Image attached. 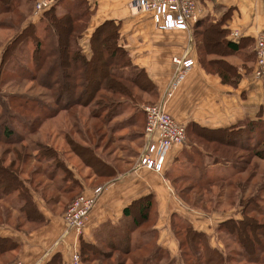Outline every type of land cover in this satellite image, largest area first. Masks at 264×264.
I'll list each match as a JSON object with an SVG mask.
<instances>
[{
	"label": "trees",
	"instance_id": "obj_1",
	"mask_svg": "<svg viewBox=\"0 0 264 264\" xmlns=\"http://www.w3.org/2000/svg\"><path fill=\"white\" fill-rule=\"evenodd\" d=\"M35 1L0 0V29L12 31L11 33L14 31L9 41L4 44L0 67L5 64V57L7 58V55L21 45L20 41L31 40L33 48L30 62H26L28 63L26 65L14 64L8 69L14 68L13 71L17 73L13 74L14 77H20L22 81H31L44 91L36 96L22 93L9 98L12 106L31 112L34 118L30 124L0 126V138L4 139L2 142L19 145L18 148L10 151L15 156L7 164L3 158H0V202L4 205L15 204V209L22 215L21 220L32 222L34 227H38L46 222V218L39 211L34 194H39L50 205L58 200L57 193L62 192L68 196L63 207L65 211L71 200L83 189L80 182L72 178L67 167H63V170L68 174L67 179L72 181L68 190H65L62 184L53 187L55 189H51L50 184L42 186L41 182L33 185L28 179L27 181L34 188L26 184L21 176L24 166L29 161L28 146L21 144L24 134L35 133L41 126V124L34 126L40 118L53 117L61 110L74 111L73 107L89 106L94 102L97 112L95 117L104 113L105 120L119 113L117 107L120 108L122 103L120 98L137 102L142 98L139 93L147 92L153 97L156 92L144 69L131 62L128 51L119 43L120 22L104 20L92 31L89 38L91 54L87 58L81 52L80 39L93 12L88 1L56 0L39 17L38 22L44 24L43 37L39 36L34 22L29 20L24 22L32 15ZM224 22L225 17L215 21L199 19L192 26L191 32L198 61L202 67L207 72L216 73L223 84L236 86L241 75L238 68L232 65L226 56L237 53L240 43L226 38L228 29L223 27ZM1 43L0 40V45ZM248 58L247 61L253 58L255 60V53H249ZM8 64H12V61L10 60ZM2 73L1 68L0 83H3ZM35 85L29 88V91H33ZM49 99L52 100L53 105L47 101ZM190 125L192 127L185 125L186 135L191 132L202 137L207 143H215L212 152L226 153L227 156L221 160L225 162L227 168L218 179H205L200 182L201 180L197 181L196 178L191 177L199 189L190 194L195 190V186H184L180 188V198L185 199L190 194L192 205L204 208L199 197L202 191L209 194L210 187L216 183L214 200L212 197L214 208L221 202L222 197H225V201L230 202L231 205L237 204L242 208L241 218L231 217L216 224L217 237L225 235L227 238H234L244 251L250 253L249 257L253 258L247 256L250 260L255 262L264 260V242L260 241V236L264 235L262 231L264 225L258 220V216L263 217L264 212L263 208L258 206L261 199L258 189L253 191L255 187L259 190L264 189V167L258 164V161L264 162V118L258 114L255 119L247 118L236 124L215 129L202 127L196 123ZM68 142L78 156L87 154L86 165L94 167L98 176L106 179L114 176L113 167L97 156L94 148L82 146L71 139H68ZM43 151L45 156L40 159L54 162L55 166L49 173L52 174L55 167L59 169L63 162L53 147L45 146ZM4 153L8 154L9 150H5ZM231 169L232 172L229 171ZM34 172L35 170L32 174ZM246 172L248 175L242 178ZM186 175L188 174H180V181L187 179ZM53 178V176L49 177L50 180ZM75 188H79L80 192L71 193ZM13 193H16L14 195L16 200L12 198V202L6 201ZM11 209L12 207L1 209L5 214V223L11 219ZM154 213L152 194L134 199L123 209L121 223L111 229L110 226L107 227L109 234L103 235L93 243L86 242L81 235L79 236L78 252L81 261L85 264H101L115 256V264H180L176 259L180 260L181 257H186L184 259L186 264L224 263L221 251L210 245L209 235L195 229L190 222L182 219H180V227L174 231L178 240V257H171L169 252L156 242L157 231L152 222ZM22 225L23 222L17 223L14 229L21 230ZM33 226L30 229H33ZM17 247L18 243L11 238L0 237V253L9 252ZM189 250L196 252L190 255ZM46 264H63L61 255L53 254Z\"/></svg>",
	"mask_w": 264,
	"mask_h": 264
},
{
	"label": "crops",
	"instance_id": "obj_2",
	"mask_svg": "<svg viewBox=\"0 0 264 264\" xmlns=\"http://www.w3.org/2000/svg\"><path fill=\"white\" fill-rule=\"evenodd\" d=\"M87 1L93 12L80 39L82 51H90L91 33L104 20L120 22L119 43L128 51L131 62L143 68L154 85L156 94L153 97L149 94V97L153 98V103H163L165 110L178 122L187 127L196 123L215 129L247 118L255 119L258 114L264 118V77L253 75L254 58L247 61L249 53L254 52L256 37L264 34V0H199L204 8L200 19L215 21L225 17L223 27L228 29L226 38L240 43L237 53L226 56L240 72L241 78L236 86L223 84L216 73L207 72L202 67L191 29L159 30L151 14L130 10L128 0ZM28 18L34 23L39 19L38 15ZM185 52L194 59V64L174 87L169 88L174 71L171 59ZM248 67L251 69L248 70ZM184 147V144H176L170 148L161 172L139 165L138 156H129L114 165L107 162L113 167L114 176L92 186L80 183L84 192L96 186L102 187L81 238L93 243L109 234L106 233L109 230L107 227L111 229L121 223L123 209L134 199L147 194H152L154 198L152 222L157 231L156 242L171 257L178 256L179 252L174 231L180 227V219L209 235V228L203 229L204 218L197 227L198 224L193 221L197 220V213L189 211L194 209L180 198V161ZM99 178L95 175L94 179ZM34 199L46 222L26 231L1 225L0 237L11 238L18 243V247L0 253V264H46L55 253H59L63 264H67L72 254L79 250L80 235L65 233L64 209L60 200L51 203L52 210L42 197L36 195ZM205 217L209 223L210 219L212 221L211 216Z\"/></svg>",
	"mask_w": 264,
	"mask_h": 264
},
{
	"label": "rangeland",
	"instance_id": "obj_3",
	"mask_svg": "<svg viewBox=\"0 0 264 264\" xmlns=\"http://www.w3.org/2000/svg\"><path fill=\"white\" fill-rule=\"evenodd\" d=\"M32 15L35 16V18L37 17L34 13H32ZM40 16L41 14H38V18ZM28 17L24 22L29 20ZM38 20L36 21L37 23H35L37 26V32L40 37H43L44 31L42 30L44 24H41ZM11 32L12 31L0 29V40L2 42L0 45V64L4 44L9 41L14 34V31L13 33ZM20 42L21 45L17 46L11 54L7 55V58L5 57V64L0 67L3 71L1 75L3 83H0V126H17V124L21 123L30 124V121L34 118L31 112L23 111L16 106H12L9 98H14V96H19V94L22 93L36 96L39 92H44L41 87L36 86L33 82L28 80L22 81L20 77H14L13 74H17L13 71L14 68L8 69V67L13 66L14 64L26 65L28 64L26 62H30L33 44L29 39L24 40V42ZM81 52L86 55L87 58L90 57L91 52L89 50L86 51L85 49V51ZM10 60L12 61V64H8ZM33 85H35V89L33 91H29V88H32ZM136 92L139 93V91ZM139 94H141L142 98L141 100L138 99L137 102L131 99L120 98L122 103L120 108L119 106L117 107L119 113L113 117L109 116L105 120L104 113L99 114L97 118L95 117L97 112H95L94 102H92L89 106L73 107L74 111L61 110L53 117L40 118V120L36 123L37 125H34L39 126L41 124L38 130L33 134L30 132L27 134L25 133L24 139L21 143L28 146L27 153L29 154L28 164L24 166V172L21 174L22 178L26 181V184L28 183L29 186L34 188L33 185L41 182L42 186L50 184L52 186L51 189H55L53 187H59L60 184H62V186L66 188L65 190H68L67 188L72 185V181L67 179L68 174L65 173L63 167H67L70 170L72 178L74 177L81 184L85 183L88 186H92L94 183H100L106 179L104 177L99 178L98 180L94 179L95 175L97 176L95 168H86L85 158L87 154L84 155L83 153L82 157L78 156L72 150V145L68 142V139H71L75 143H79L82 146H90L91 148H94L97 156L106 162L112 163L113 165L116 161L125 160L129 156H138V153L144 144L141 135V130L145 125L143 106L147 103H153V98L149 97L150 93ZM47 101L53 105L52 100L49 99ZM3 140V138H0V158H3V161L7 164L15 156V154L10 151L15 150V148H18L19 145L6 144L2 142ZM183 144L185 147L182 148L183 158H181L182 160L180 161V174L187 173L188 175L185 176L187 179L180 181V188H183L184 186H195V190L190 192V194H193L199 189V187L196 185L195 180H192L191 177H193V179L196 178L197 181L201 180L200 182L205 179H218L225 172V168H227L224 165L225 162L221 160L227 155L224 152H221L222 154L220 152L214 154L212 149L215 148V143H207L202 137L192 134L191 132L187 133ZM45 146L53 147L57 152V156L63 162V165L59 167V169L55 167L52 174L49 173L55 166L54 162L40 159L45 156V151H43ZM5 150H9V153H4ZM258 164L260 167H264L263 161H258ZM33 170H35V172L32 174ZM229 171L232 172L233 169ZM247 175L248 172L242 175V178H245ZM51 176L54 177L52 180L49 179ZM27 179L29 182L31 181L33 185H30ZM215 186L216 183H213L210 187L211 192L209 194L202 191L199 198H201L203 204H201V206H204V208L192 205V196H190V194L186 196L187 200L186 198H182V201H184L188 207L194 209L189 211H195L197 213V220L193 219L195 222L194 224H198V227L202 224L201 220L204 218L205 222L203 223V229H206V227L209 228V243L221 251L224 258L223 264H264L263 259L258 262L250 260L253 259L249 257L250 253L244 251L241 245L234 238H227L225 235H222L220 238L217 237L215 225L218 222L231 217L235 219L241 218L242 208L237 204L231 205L230 202H226L225 197H222L221 202L216 208H214L212 197L214 200L216 194ZM257 189L261 197V199H259L260 202L258 203V206L262 207L264 212V189L259 190V188L255 187L253 191H257ZM250 191L252 192V190ZM78 192H80L79 188H75L71 193L76 194ZM15 194L16 193L10 195L8 198L9 200L6 199V201L12 202V198L15 201ZM36 195L40 196L39 194H34V196ZM57 197L61 202V207H64L68 196H65L62 192H60L57 193ZM1 204L2 203L0 202V205ZM8 204H2L0 207V226L7 225L10 228H15L17 223L23 222V225L21 226L22 230L30 229V227L33 226L32 222L28 223L21 220L20 216L22 215H20L18 210L15 209V204ZM2 207H12L10 215L11 219L7 223L4 221V212H1ZM48 208L52 209L51 204H48ZM205 216H211L212 221L210 219L209 223L208 218ZM258 220L262 223V225H264V216H258ZM106 231V233H108V230ZM262 231H264V227L262 228ZM260 241L264 242V235L260 236ZM194 252L196 251L189 250L188 254L192 255ZM201 253L204 254V252ZM176 255L174 256L177 258L178 256ZM188 256L189 255H187V257ZM184 259H186V257H181L180 260L178 258L176 259V262L179 261L180 264H186ZM188 259L190 260V258ZM115 261L116 259L114 256L111 259L106 260L105 263L101 264H115Z\"/></svg>",
	"mask_w": 264,
	"mask_h": 264
},
{
	"label": "built area",
	"instance_id": "obj_4",
	"mask_svg": "<svg viewBox=\"0 0 264 264\" xmlns=\"http://www.w3.org/2000/svg\"><path fill=\"white\" fill-rule=\"evenodd\" d=\"M55 1L36 0L33 13L40 15ZM127 6L135 13L151 14L155 27L164 31H188L204 12L199 0H128ZM254 53L253 75L262 78L264 77V34L256 37ZM171 61L174 64V71L169 88L174 87L194 64V59L186 52L180 56H173ZM143 113L144 144L138 155V163L148 169L161 172L170 148L185 142V125L170 115L163 103H147L143 106ZM101 191L102 187L96 186L89 192L82 191L71 200L62 216L66 226L65 233L72 232L77 236L82 234L86 220ZM67 264H84L78 250L72 254Z\"/></svg>",
	"mask_w": 264,
	"mask_h": 264
}]
</instances>
